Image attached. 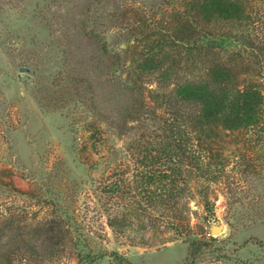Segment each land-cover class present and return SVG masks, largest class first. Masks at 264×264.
Listing matches in <instances>:
<instances>
[{"label":"rangeland","instance_id":"1","mask_svg":"<svg viewBox=\"0 0 264 264\" xmlns=\"http://www.w3.org/2000/svg\"><path fill=\"white\" fill-rule=\"evenodd\" d=\"M244 2L250 20L243 34L251 43L227 23L204 27L202 34L224 33L231 42L202 58L229 63L239 86L254 82L264 91V0ZM183 4L0 0V264H69L76 245L94 253L116 251L131 264L185 263L187 241L162 224L114 232L107 217L116 198L102 191L105 182L132 172L131 163L121 162L130 139L147 138L157 125L151 117L172 110L154 108L153 116L123 125L131 100L126 68L185 14ZM89 27L94 43L85 36ZM189 47L174 46L178 57ZM121 49L126 55L114 70L113 55ZM186 66L193 70L191 63ZM145 84L143 101L155 106L147 89L155 83ZM94 118L118 121L127 137L102 119L94 122L101 136L92 146ZM217 140L213 149L223 164L221 176L217 181L191 176L189 209L180 204L189 218L183 231L208 243L194 264H264V117L256 128L222 131ZM204 196L212 217H206ZM60 216L64 220L55 231L63 236L52 240L46 229ZM213 226L219 228L215 233ZM99 264H109L108 258Z\"/></svg>","mask_w":264,"mask_h":264},{"label":"trees","instance_id":"2","mask_svg":"<svg viewBox=\"0 0 264 264\" xmlns=\"http://www.w3.org/2000/svg\"><path fill=\"white\" fill-rule=\"evenodd\" d=\"M183 3L185 14L180 12L184 15L176 17L166 33L152 39L149 50L131 59L126 68L124 82L131 100L129 118H123V125L138 122L143 115L153 116L154 108L172 107V110L167 116H150L157 125L147 138L130 139L123 148L121 162L131 163L132 172L126 178L105 182L102 191L116 198L117 205L107 217L114 232H142L162 224L187 241L184 264H194L208 243L183 231L184 227L189 229V218L180 204L189 209L191 176L204 181L219 179L223 164L218 162L213 144L218 142L222 131L253 129L262 123L264 91L254 82L239 86L238 73L229 63L202 58L205 51L218 53L231 42L224 33L202 34L199 29L204 27L227 23L239 30L245 44L251 43L249 35L243 34L250 20L244 0H183ZM87 30V41L94 43L93 27ZM99 43L104 49L106 42ZM182 43L190 47L184 57H178L174 46ZM125 55L123 49L114 53V70ZM187 63H191L193 70L190 71ZM151 81L156 87L147 88L148 97L155 106L143 101L145 83ZM94 119L88 137L95 138L92 146L101 136L99 125L94 122L100 124L103 118ZM103 120L125 140L127 132L121 130L119 123L115 124L117 120ZM202 200L208 211L206 217H212L213 208L207 196ZM60 219L46 229L52 240L63 236L60 229L55 231V226L62 225L64 218L60 216ZM76 249L74 262L69 264H99L104 257L109 264H131L116 251L94 253L84 245H76Z\"/></svg>","mask_w":264,"mask_h":264},{"label":"water","instance_id":"3","mask_svg":"<svg viewBox=\"0 0 264 264\" xmlns=\"http://www.w3.org/2000/svg\"><path fill=\"white\" fill-rule=\"evenodd\" d=\"M21 70H26V68H21ZM218 230H219V228L216 227V226H213V227L211 228V232H212V233H215V232H217Z\"/></svg>","mask_w":264,"mask_h":264}]
</instances>
